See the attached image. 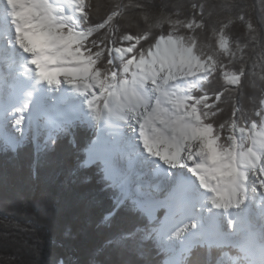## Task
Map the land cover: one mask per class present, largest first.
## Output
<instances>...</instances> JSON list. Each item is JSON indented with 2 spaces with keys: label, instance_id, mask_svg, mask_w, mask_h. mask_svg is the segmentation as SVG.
Returning <instances> with one entry per match:
<instances>
[{
  "label": "trees",
  "instance_id": "1",
  "mask_svg": "<svg viewBox=\"0 0 264 264\" xmlns=\"http://www.w3.org/2000/svg\"><path fill=\"white\" fill-rule=\"evenodd\" d=\"M77 19L83 38L74 48L105 86L135 80L160 41L177 55L191 50L199 65L212 62L188 109L196 107L219 152H250L264 131V0H80ZM62 32L71 36V27ZM101 105L93 124L52 130L41 120L38 138L16 149L0 137V264H166L174 256L103 162L88 163ZM251 262L233 246L197 245L178 264Z\"/></svg>",
  "mask_w": 264,
  "mask_h": 264
},
{
  "label": "bare ground",
  "instance_id": "2",
  "mask_svg": "<svg viewBox=\"0 0 264 264\" xmlns=\"http://www.w3.org/2000/svg\"><path fill=\"white\" fill-rule=\"evenodd\" d=\"M37 3L46 4L47 10L55 21L50 37L51 47L47 52L54 63H48L45 66V70L49 72V77L46 78H41L40 66L31 63L40 53L25 51V48L18 43V28L23 25L14 22L15 18L10 15L12 12L31 15L33 5ZM2 4L7 8L9 15V19H4L3 27L6 32L4 34H7L8 39L12 41L15 50L20 51L14 50L8 54L9 60L13 59L12 61L19 62L18 65L11 64L9 66L10 73L13 75L5 77L0 75V77L17 81L15 85H11L10 89L18 98L24 99L30 96L29 102L23 106L18 105L19 108H15L11 114L16 110L20 114L28 115L24 116L27 117V120L31 117L40 118V110L42 111L43 107L48 106L44 104L43 96H46L48 104H52V107L50 106L51 113L54 112L53 107L61 110L62 114L66 110L68 111L65 107L63 109L62 106L59 107L58 102L61 97L69 94L75 96L76 103L85 99L86 103L93 104L91 95L93 91L98 90L99 86L94 89L86 87V83L91 80L82 78L85 62L82 59L73 58L70 53L65 54L63 49L59 48L60 43L56 36L58 30H55V26L60 24L61 18L59 17L64 13L60 8L67 9L68 7L66 0H0V6ZM67 12L70 13V10ZM1 47L0 43V49ZM72 50L74 51L73 47ZM2 53L1 50L0 59L5 56ZM197 68V62L193 60L191 51L185 52L178 58L172 44L168 45L166 42L160 41L156 55H154L153 65L138 71L135 74V80L119 96L113 97L109 102V105L112 104L115 107L113 115L109 119L111 121L109 124L102 125L97 137L114 139L122 143L120 154L125 158L124 161H129L130 168L128 170L130 172H134V169L139 168L141 164L153 172L150 177L146 176L145 171L138 175L147 181L150 190L153 186L156 189L161 186L160 190L153 191L156 200L161 197L160 192H164V196H166L165 190L168 187L169 178H171V184L177 179L180 181L183 196L179 202L173 203L171 207L168 206L167 214L171 213L174 220L165 229V235L169 236L173 243L179 242V247L185 246L187 251H190L198 243L201 244L204 240L212 238L213 235L219 241L225 238L231 240L229 230L224 232L221 227L222 222H219V215L223 218L230 217L225 224L227 228L228 225H232V222L234 228H240V220H243L244 216L246 219L251 218L254 211L259 212V216L262 215L260 225L261 222L264 223V132L255 139L254 144L252 142L251 152H248L249 154L239 163L241 172L236 171L232 177L229 176L232 180L236 179L230 186L234 189L228 194H224V184L228 176L223 173L227 158L224 157L223 164L216 160L217 153L208 142L209 134L196 133L199 127L198 123L189 133L182 130L175 132L168 127L174 114L167 112V106L174 98L177 101L181 99L179 91L193 86L199 81L202 72ZM1 69L0 67V71ZM16 70L21 73L20 77L14 78ZM52 71L58 73L59 86L48 82ZM67 71L75 72L72 77L76 81L75 87L67 83V76L63 75ZM1 89H6L9 93L8 98L15 102L9 88L1 86ZM112 96H116V94H112ZM4 100L0 97V102ZM127 129H130L131 132L129 137H133L131 141L128 140ZM138 155L142 159H139ZM95 160H97L95 155L90 154L89 162ZM136 161H138L137 164H135ZM182 167L187 170H182ZM141 169L144 170V167ZM255 186L257 188H254ZM249 197L250 199H248ZM254 197L259 202L258 207L260 208H256L257 205L254 206L252 203ZM137 200L148 201L144 197H138ZM154 206L150 202L148 210L153 209ZM176 215H178L177 219H175ZM236 217H240V219H236ZM256 224L258 223L256 222ZM213 227L215 231L212 232V235ZM258 239H260L259 235L253 236V233H249L246 240L250 244L256 240L252 244V248L262 245L253 259L255 264H264V236H261L262 244ZM175 263L176 258H173L172 264Z\"/></svg>",
  "mask_w": 264,
  "mask_h": 264
},
{
  "label": "rangeland",
  "instance_id": "3",
  "mask_svg": "<svg viewBox=\"0 0 264 264\" xmlns=\"http://www.w3.org/2000/svg\"><path fill=\"white\" fill-rule=\"evenodd\" d=\"M66 4L68 5L67 9H64L63 7L60 8V9H62V11L64 13H63V15H60V17H59V18H61L60 19V24L55 26V28H56L55 30L56 31L57 30L60 31L62 29V27L66 26V25H71L72 34L69 37H63V36L56 35L57 39L59 40V43H60L59 44V48L63 49L65 54H69L70 53V54H72L73 58H75V59L79 58L80 60L82 59V61L85 62V66H84V69H83L84 72H83V77L82 78H84L86 80L87 79L91 80V81H88L86 83V87L87 88L91 87L92 89H94L96 86H99L98 90L93 91V94L91 95V98L94 99L96 97H99L102 93H104V91H106V86L102 85V82L99 80L98 77L92 75L89 64L83 59L81 54L79 52L75 51V50L74 51L72 50V47L74 48V46H75L73 44L78 42V41H80L83 38L81 30L78 28V23H77V19H76V15H77V13L79 11V8H80V0H66ZM0 9H2L1 12H0V27L4 28L3 27L4 19L5 18L9 19V15H8V12H7V8L3 4H2V6H0ZM67 10H70V13H68ZM4 33H6V32H4ZM164 42H166L168 45L172 44L174 46V44L171 41H164ZM0 43H1V46H2L0 51L2 50L3 56L4 55L7 56V57L4 56V58L0 59V64H1L0 67L2 68L1 71H0V75L2 77L13 75V73H10L9 66L11 64L18 65V63H19V62H16V61L15 62L12 61L13 59L9 60V57H8V54L11 51L15 50V48L13 47V43H12V41L10 39H8V37L6 38L4 36L0 37ZM15 51L19 52L20 50L16 49ZM185 52H187V51H182L181 54H179L177 57L179 58ZM154 55H156V50H155V54ZM154 55L152 57V62L144 69H147L148 67H151L153 65ZM192 58L196 62V60H195L193 55H192ZM18 61H21V60H18ZM197 67H198L197 69L202 72V76L199 79V82H200L203 78L207 77L212 72L213 63L212 62H207L204 65H198L197 64ZM144 69H142V70H144ZM20 73H21V71H19V70L14 71V74H15L14 78L20 77ZM134 78H135V74H134L133 79ZM131 82L128 83L125 88H127L131 84ZM16 83H17V81L15 82L14 79L12 81H10V79L1 78L0 77V87L4 86L6 88H9L8 90L10 91V93L13 94V97L15 98V100H14L15 102L9 101V98H8V94L9 93H8V91L6 89H1L0 90V97L5 99L3 102L2 101L1 102L3 104H6V103L8 104L7 107H4V108L0 109V112L2 113L1 115H3V118L0 121H3V120L14 121L16 117H18L19 115H23V114L18 113L16 110L13 112V114H11L12 111L15 108L17 109L18 105L19 106H23V105L26 104V102H29V97L30 96H28L27 98H24V99L15 97V94L13 93V91L10 88H11L12 84L15 85ZM191 87H193V86H191ZM108 89H109L108 91H110L109 92L110 94L108 93V96H107L108 98H107V100H106V102L104 104V107H103V114H104V115L102 114L103 118H101L100 121H99V127L98 128L100 130L103 127L102 125L110 123L111 120H109V119H111V117L113 115V112H114V108L115 107L112 104L109 105V102L111 101V99H113V97L116 98L117 96H119V94H117L116 96H112V94H113L112 92L115 91L116 87H114V88H109L108 87ZM192 95H193L192 90H188V91H186L184 93H181L180 94V96H181L180 100L177 101V99L174 98L172 100V102L168 104L169 107L167 106V110H168L167 112H169V113L172 112V114H174L172 119L168 123V127L173 129L175 132H177L179 130H182L183 132L189 133V132H191L194 129L193 127H194L195 124H197V123L199 124L200 123V121L198 119V111H197L196 107H193L192 109H188V107H187L189 105L190 98H191ZM42 99H44V101H45L44 104L48 105L47 106L48 109L50 108V110H51L52 104L51 103L48 104L46 96H43ZM75 105H77V106L76 107H72L71 108L72 110H70L69 108L65 107V108L68 109V111L67 110L65 111L66 114L63 117H60V116H62V113H61V110L57 109V107L56 108L53 107L54 112L51 113L49 111V113L47 114L45 119H47V121H49L50 127H51L52 130L57 128V127H59L64 122L70 121L72 119L73 120L74 119H79V118H81V116L88 123H90V124L93 123V120L95 119V117H94V115H95V106H94V104H90V103L88 104V103H86V100L83 99L80 102L76 103ZM84 105H87V106H84ZM62 109H63V106H62ZM6 112H9V114L6 115L5 114ZM41 114H43V113L40 110V116L39 117L42 116ZM23 116H28V115H23ZM36 119L37 118L34 119V117H31V119L27 120V117H26L25 118V123H24L25 130H28L30 128V129H35L36 131H38L39 123H38V121ZM199 126H200V124H199ZM196 131H197L196 133H205V134L207 133V134H209L208 142L213 147V149L215 150V153H217L216 160L219 163L223 164L224 163V157L227 158V160H225V169H224V173L223 174L228 176L226 178L225 184H224V186H225L224 187V194H228V192H231L234 189V187L230 188V186L236 180L235 178H233V180H232V178H230V177H232V175L236 171L241 172V170L239 168V163L249 153L244 155V156L243 155L242 156L238 155L237 157L232 158L230 153H228V152H224V153L219 152L215 141L212 140L210 131H205V130H201V129H198V128H197ZM127 133H128V135H127L128 140L131 141L133 137H129V136H131L130 129L128 130ZM234 133H235V135H239L243 139L245 138V133L242 132V131L239 132L237 129H235ZM259 135H257L256 138ZM23 138L24 137H22V138L18 137L15 141H11V143H9V144L12 147H15L16 144L19 141H21ZM36 138H38V137H36ZM255 139L253 140V144H254ZM8 141H10V140H8ZM122 157H123V155L122 156L120 155L121 161L123 163L124 160L122 159ZM138 157H139V159H142L140 157V155H138ZM124 164H126L124 166L127 169L130 168L128 166L129 165V161H124ZM183 164H186V163H183ZM140 166L144 167V170H142L141 169L142 167H140ZM146 169H147V167H145L143 164H141V165H139V168H135L134 169L135 173L132 172V171H131V173H133L135 176L139 177L138 173H140L142 171H145L146 172V176L150 177L151 174H153V172L151 170H149V169H147V170ZM181 169L182 170H187L184 167H182ZM252 175H253V173H252ZM257 184H258V181H257ZM169 185H171V178L168 179V186ZM117 188L119 189L120 194L122 193L125 196H127V194L122 192L121 189L118 186H117ZM167 188L168 187H166V189ZM254 188H257V186H255ZM155 189H156V187L153 186L152 189H151L152 190V194H154L153 191H155ZM156 190L157 191L159 190L158 187H157ZM256 191H258V190H256ZM156 194L158 195L157 192H156ZM248 199H250V197ZM252 199H253L252 203L254 204V206L257 205L256 208H260V207H258L259 202L256 201L257 199L255 197L252 198ZM138 204H139V208H142V207L144 208V206H145V205L143 206V202H140ZM167 213H166V215H167ZM258 217H259V212L254 211L252 213V217L251 218H248L245 221L244 220H240L241 221L240 222V224H241L240 228H234L233 227L234 226L233 222H232V225H228V228H227V225H225V224H226L227 220L230 219V217L226 216V218H223V217H221V215H219V222H222V226L221 227L223 228L224 232H227V230H229V235L231 237V240H227L225 238V239H222V240L219 241L212 234V232L215 231V229L213 227L212 230H211V234L213 235V237L204 240L203 242H201V244L207 243L206 245H220V246L234 245V246L238 247L240 250H242L244 253L248 254L249 257L252 260V264H255L254 263V259H253L254 255L256 253H258V251L261 249L262 245H260L258 248L257 247L256 248H252V244L256 240L250 244V243L247 242L246 239H248L249 233H253V236H257V235L260 236V239H258V240H260V243L262 244L263 240H261V236L262 237L264 236V223L261 222V225H260V222H258ZM236 219H240V217H236ZM248 222H250V223H248ZM256 222L258 224H256ZM234 229L236 231H233ZM160 236H161L162 240L165 242L163 244L165 246V248H168V249L171 248L172 250L174 249L173 250L174 251V256L171 259H168L166 264H172L173 258H176V263L175 264H178L181 256L189 254L190 251H187L186 248H184L185 246L179 247V245H180L179 242L176 241V243H173V240L169 236L165 235V229L161 232ZM198 244H200V243H198Z\"/></svg>",
  "mask_w": 264,
  "mask_h": 264
},
{
  "label": "snow or ice",
  "instance_id": "4",
  "mask_svg": "<svg viewBox=\"0 0 264 264\" xmlns=\"http://www.w3.org/2000/svg\"><path fill=\"white\" fill-rule=\"evenodd\" d=\"M10 15L15 18L14 22L23 25L18 28V43L25 48V51L40 53L31 63L40 66L41 78L49 77V72L45 71V66L48 63H54L53 59L47 55V52L51 47L50 37L53 32L52 25L55 21L47 10L46 4H34L31 15L21 12H12ZM57 75L56 71H52L48 82L59 86ZM63 75L67 76V83L75 87L76 81L72 78L75 72L67 71ZM54 103L57 102L54 101ZM75 104L76 98L71 94L62 97L58 102V106L67 108H72ZM24 123L25 117L23 115H19L14 121H0V137H2V140L15 141L18 137L31 136L36 138L39 136V132L35 129L25 130ZM122 147L120 141L104 137L97 138L95 136L90 137L86 145L87 151L103 162L106 172L111 174L113 184L118 186L134 202H137L138 197H144L155 206L166 203L171 207L173 203L180 201L183 192L178 179L165 190L166 201L156 200L148 187L147 181L135 176L122 163L120 158ZM149 217V232H162L174 220V216L171 213L155 216L154 208L149 212ZM145 239L147 240L149 237L146 236Z\"/></svg>",
  "mask_w": 264,
  "mask_h": 264
}]
</instances>
